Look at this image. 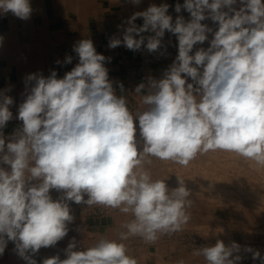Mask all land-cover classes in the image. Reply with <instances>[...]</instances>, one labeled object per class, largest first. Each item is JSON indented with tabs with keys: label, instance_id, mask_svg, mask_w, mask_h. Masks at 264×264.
Returning <instances> with one entry per match:
<instances>
[{
	"label": "clouds",
	"instance_id": "1",
	"mask_svg": "<svg viewBox=\"0 0 264 264\" xmlns=\"http://www.w3.org/2000/svg\"><path fill=\"white\" fill-rule=\"evenodd\" d=\"M169 7L151 4L134 12L126 27L118 25L122 39L109 40L110 49L123 44L163 55L165 33L177 38L178 54L162 78L149 77L135 88L142 110L133 112L128 99L117 94L105 67L110 58L89 38L73 46L78 63L63 78L55 70L47 77L27 75L16 116L22 124L9 137L4 129L13 120L14 100L0 92V256L11 241L26 264H37L33 257L41 248L68 235L74 202L130 219L120 225L118 239L101 236L74 250L73 237L66 258L54 255L42 264H138L124 241L139 237L154 244L183 231L191 218V190L178 177L175 188L154 178L153 159L188 167L199 157L225 152L264 169V0L176 3L175 12L185 10L188 20L182 15L173 20ZM9 12L28 20L33 9L30 0H0V15ZM206 20L215 30L202 23ZM206 41V49L194 51ZM72 60L66 56L64 63ZM119 88L124 91L123 84ZM53 190L59 193L55 199ZM240 251L236 242L217 240L194 254L206 264H238ZM244 251L260 258L251 247Z\"/></svg>",
	"mask_w": 264,
	"mask_h": 264
},
{
	"label": "rangeland",
	"instance_id": "2",
	"mask_svg": "<svg viewBox=\"0 0 264 264\" xmlns=\"http://www.w3.org/2000/svg\"><path fill=\"white\" fill-rule=\"evenodd\" d=\"M8 17L9 14L0 15L1 28H6ZM16 28L14 25L13 29ZM208 35L210 40L212 35L211 33ZM22 45L24 47L22 46L21 53H25L26 58L31 61L28 67L30 70L23 72L20 69V72L15 67L10 81H2L3 88L0 91L11 96L14 100V104L10 106L13 120L9 121L4 129L6 137H9L22 124L16 119V116L19 104L26 96L25 80L27 75L42 71L43 75L47 77L52 70H55L58 78H63L62 74L58 72V67L46 55L47 53L33 50L34 46L28 37L22 41ZM208 46V41L203 45L199 44V47L205 49ZM1 64L3 66L1 70L4 72L12 66L9 60H3ZM189 82L191 81L189 80ZM129 107L133 112L137 109L142 110L140 96L130 99ZM137 136H139L138 128ZM150 169L154 178L166 179L169 188L178 187V178L186 183L187 188L191 190L190 198L193 201L192 206L188 209L191 218L183 231L172 235H163L154 244H146L139 237L124 241L129 255L133 254L141 262L143 256L144 260L153 258L154 261L150 262L154 264H166L168 260L177 262L181 259L185 264H206L202 256L194 254L196 248L214 245L217 240H222L225 245L236 242L241 246V251L238 254L242 260L238 264H246L253 259L251 252L244 251L245 247L259 251V262L264 264V169L257 171L243 159L225 152L209 153L199 157L188 167H182L171 161L153 159ZM51 194L54 199L59 196L55 190ZM70 207L75 219L69 225L70 231L64 241L68 243L73 237H78V248H87L96 243L94 240L97 238L91 235L86 236L89 242L83 241L85 239L83 235L89 234L90 226L98 228L102 233L98 235V240L101 236L118 239L119 231L123 230L120 225L130 219L129 216L118 211L98 206L89 208L70 202ZM142 253H144L143 256ZM155 258L161 260L157 262Z\"/></svg>",
	"mask_w": 264,
	"mask_h": 264
},
{
	"label": "crops",
	"instance_id": "3",
	"mask_svg": "<svg viewBox=\"0 0 264 264\" xmlns=\"http://www.w3.org/2000/svg\"><path fill=\"white\" fill-rule=\"evenodd\" d=\"M30 3L33 9L30 19L21 20L9 12L6 28L3 29L0 25V37H2V41H0V91L3 88L2 81H10L15 67L20 72L21 70L23 72L30 70L28 65L22 67V63L19 65L16 60L20 58H25L28 62L30 60L26 58L25 53H21V48L24 47L22 41H25L26 37L34 46L33 50L47 53L46 55L58 67V72L62 76L78 63L73 46L81 39L89 38L93 41L99 54L110 58L105 62L109 79L113 81V87L117 94L125 96L130 102V99L138 96L135 94L137 85L146 82L149 77L162 78L164 70L178 54V41L176 36L166 32L163 38L166 51L161 50L163 55L160 52L150 53L144 47L138 51L128 50L123 44L110 49L108 44L113 36L122 39L123 31L122 28H118V25L126 27L124 22L134 12L144 11L151 4L159 6L162 3L170 5L169 14L173 16V20L178 15L184 16L185 20L190 19V14L185 10L182 9L180 13H176L174 10L175 4H183L184 0H141L139 5H133L131 0H30ZM142 23V18L136 20L138 26ZM202 23L216 28L211 20ZM14 25L17 27L16 29H13ZM143 35H149V33ZM196 48H199V44L194 47V51ZM69 55L73 57L72 63L65 64L64 60ZM3 60H9L12 65L5 72L1 70ZM58 60L61 62L60 64L56 63ZM119 84H123V92H120ZM90 227L89 234L83 235L85 237L83 241L89 242L87 237L91 235L97 238L93 239L97 242L98 235L102 233L98 228ZM74 238L79 243L78 237ZM68 244L69 242L62 239L54 247L41 248L33 258L37 264H42L44 259L54 255H59L61 259H64L66 258L64 249ZM82 249L77 247L74 250ZM143 255L144 253H142ZM131 256L135 257L133 254ZM155 260L158 262L161 259L155 258ZM150 261H154V259L144 260L143 256L142 262L138 260V264H154ZM0 264H26V261L17 255L14 243L9 241L4 254L0 256ZM166 264H176V262L168 260ZM246 264L263 263L259 262V259H251Z\"/></svg>",
	"mask_w": 264,
	"mask_h": 264
},
{
	"label": "bare ground",
	"instance_id": "4",
	"mask_svg": "<svg viewBox=\"0 0 264 264\" xmlns=\"http://www.w3.org/2000/svg\"><path fill=\"white\" fill-rule=\"evenodd\" d=\"M37 59V58H36ZM16 60H18L17 62H18V64L19 65H21V63H22V67H24V66H26V65H30L31 64V61H27L25 58H20V59H16ZM39 61V60H38ZM42 61H44V60H42ZM35 62V61H34ZM17 64V63H16ZM41 66V65H40ZM43 66V65H42ZM44 67V66H43ZM39 70H42V69H39ZM36 72V71H35ZM41 73H42V71H41ZM43 74V73H42ZM224 194H226V193H224ZM223 195V194H222Z\"/></svg>",
	"mask_w": 264,
	"mask_h": 264
}]
</instances>
